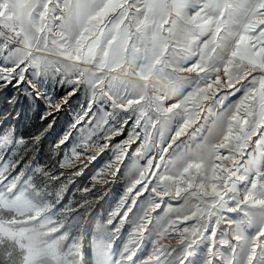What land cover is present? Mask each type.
Returning a JSON list of instances; mask_svg holds the SVG:
<instances>
[{"label": "snow or ice", "instance_id": "6c2138e0", "mask_svg": "<svg viewBox=\"0 0 264 264\" xmlns=\"http://www.w3.org/2000/svg\"><path fill=\"white\" fill-rule=\"evenodd\" d=\"M18 225L56 264H264V0H0V247Z\"/></svg>", "mask_w": 264, "mask_h": 264}, {"label": "rangeland", "instance_id": "374dc122", "mask_svg": "<svg viewBox=\"0 0 264 264\" xmlns=\"http://www.w3.org/2000/svg\"><path fill=\"white\" fill-rule=\"evenodd\" d=\"M26 109L27 105L22 101L17 108L18 111L23 113L21 118L19 121L13 118L10 123L16 128L18 134L28 136L35 130L38 122L34 120V114ZM65 120L66 117H62L60 119L56 128L44 142L42 147L45 150H47L48 144L55 138L56 132H58L63 126ZM104 207H107L106 203L104 204ZM102 210L103 209H100V211ZM17 228L22 231H26L27 235L23 240L20 239L19 235H16L13 237L15 239V243H8L4 247H0V264H5L4 252L9 250L12 252V259L7 262V264H56V260L53 258L52 253L54 252L56 255H60L62 253L65 243L63 240H58L54 244H50L41 233L39 226H32L26 229L25 226L18 225ZM171 243L174 244L175 241H171ZM30 249L34 252L39 250V256L36 258L27 256L26 253Z\"/></svg>", "mask_w": 264, "mask_h": 264}]
</instances>
